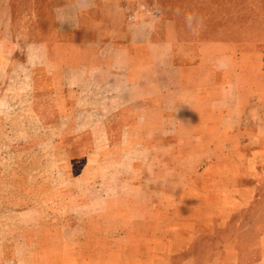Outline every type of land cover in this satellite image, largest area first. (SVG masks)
Listing matches in <instances>:
<instances>
[{"label": "crops", "instance_id": "obj_1", "mask_svg": "<svg viewBox=\"0 0 264 264\" xmlns=\"http://www.w3.org/2000/svg\"><path fill=\"white\" fill-rule=\"evenodd\" d=\"M26 2L0 0V105L11 101L13 120L29 123V152L63 155L45 166L65 176L59 200L79 203L71 213L80 217L43 226L37 206L19 214L17 229L29 222L35 251L13 263L197 264L193 251L206 240L218 247L214 264H264V229L235 219L264 213V39L240 38L236 29L215 39L208 25L190 32L184 14L192 12L176 0ZM187 161L195 178L189 193L178 191L175 213L162 209L164 190L143 186L151 205L140 218L101 223L103 212L116 213L113 203L132 201L103 196V165L178 177ZM200 184L209 207L186 205ZM51 251L59 258L50 260Z\"/></svg>", "mask_w": 264, "mask_h": 264}, {"label": "rangeland", "instance_id": "obj_2", "mask_svg": "<svg viewBox=\"0 0 264 264\" xmlns=\"http://www.w3.org/2000/svg\"><path fill=\"white\" fill-rule=\"evenodd\" d=\"M183 4L184 9H189L192 13H195L202 18L203 21L208 19L207 23L202 24L210 27V32L214 35V38L226 37V30L234 31L236 29V35L240 38L264 39V0H176ZM26 2V0H25ZM23 4V6H25ZM27 12V9L23 11ZM185 13L187 11L185 10ZM24 20V19H23ZM197 28H200L197 27ZM232 34L231 37L235 35ZM239 33V34H238ZM230 36H227L229 38ZM14 105L11 101L7 104L0 105V264H14L13 258L17 257H29L31 247L29 245L30 235L25 229L28 228L27 224L22 222V229H17L19 225V214H23L32 206H37L43 210L47 222L58 224L64 220L66 223H77L80 215L77 213H71L74 207L79 203L76 202H61L59 190L66 186H63L65 176L59 171L46 168L45 164H56L57 162H65L63 155H55L52 153H36L29 152L30 138L27 135L29 132V123L17 122L13 120ZM35 130L43 129L40 125H34ZM58 156V158H57ZM140 158V155H137ZM104 157L110 161H113L112 155H104ZM168 158V156L166 155ZM200 159L201 155H198ZM196 171L189 168V162L187 161V168L182 171H177L180 175L176 177L175 171L172 170H152L141 169L134 171H126L118 167L116 164L103 165L97 172L98 178H100V184L102 185L98 189L102 191L103 196H114L116 194L122 197L130 198L129 202H117L113 203V209L116 213H102L101 223L103 225L110 224V220H114L118 214V218L126 216H133L134 218H140L137 213H144L143 209L146 205H151L145 197L147 194L141 193V188L147 187L159 188L164 190L165 194L160 197L166 200L163 202L164 211L166 213H175L176 206L179 205L177 201V193L180 189H186L189 193V181L193 177ZM198 181L203 183V177L201 174L204 171H198ZM162 179H165L160 186H155L154 182L158 178V174ZM221 174L220 170L215 171V174ZM38 177V178H37ZM205 177V176H204ZM49 183V184H46ZM42 185V186H41ZM46 185V186H45ZM141 185V186H140ZM72 190L80 191L82 186L72 185ZM50 189L54 192L53 195L47 194L45 190ZM71 190V189H70ZM193 191L190 192L189 199H187L186 205H200L206 208L209 205L208 194L206 187L200 184L198 187H193ZM143 191V192H144ZM43 193V194H41ZM33 194H37L38 201L30 200L32 197H36ZM41 194V195H40ZM43 195V196H42ZM47 195V196H45ZM47 198L55 200H45ZM44 199V200H40ZM162 204V203H160ZM159 204V205H160ZM97 205V204H96ZM158 205V203H157ZM261 211L264 210V205H260ZM99 207L105 210V203H101ZM209 207V206H208ZM57 211L58 213H55ZM143 211V212H142ZM256 208H253V212ZM47 212V213H45ZM123 212V213H122ZM85 214V213H84ZM121 215V216H120ZM57 216V217H56ZM83 216V213H82ZM241 218H245L241 223L242 226L257 229H264V213H260L258 218H246L243 215L237 216L235 219L241 222ZM28 219V218H26ZM237 222L234 226L237 227ZM256 222V223H255ZM112 224V223H111ZM41 228V232L44 231ZM251 231L253 229H250ZM45 232V231H44ZM40 233V232H38ZM33 235V234H32ZM36 234H34L35 236ZM232 236L236 237L237 233ZM32 238V237H31ZM254 237L248 234L245 238L247 247L250 243H253ZM27 241V242H26ZM204 242L198 245L193 251L198 259L197 264H214L213 259L217 254L218 247L210 245L212 243ZM16 243L17 250H14L12 244ZM75 247V245H74ZM251 251H247V255L255 256ZM60 253V252H59ZM59 253L53 254L50 252L49 259H58ZM189 252L179 255L175 258L177 263H182L185 259L189 258ZM47 255H35L34 258L45 259ZM248 256V257H249ZM24 263V262H23ZM220 263V262H219Z\"/></svg>", "mask_w": 264, "mask_h": 264}, {"label": "clouds", "instance_id": "obj_3", "mask_svg": "<svg viewBox=\"0 0 264 264\" xmlns=\"http://www.w3.org/2000/svg\"><path fill=\"white\" fill-rule=\"evenodd\" d=\"M177 14H179V12ZM184 23H185V27L190 32L194 33L197 27L202 26L203 20L201 17H199L195 13H185L184 14Z\"/></svg>", "mask_w": 264, "mask_h": 264}]
</instances>
